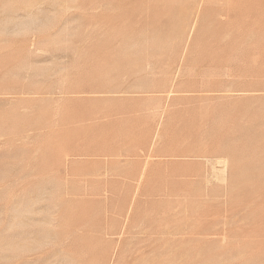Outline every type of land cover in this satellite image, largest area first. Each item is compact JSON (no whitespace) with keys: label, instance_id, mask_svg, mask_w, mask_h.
<instances>
[{"label":"rangeland","instance_id":"1","mask_svg":"<svg viewBox=\"0 0 264 264\" xmlns=\"http://www.w3.org/2000/svg\"><path fill=\"white\" fill-rule=\"evenodd\" d=\"M0 264H264V0H0Z\"/></svg>","mask_w":264,"mask_h":264}]
</instances>
